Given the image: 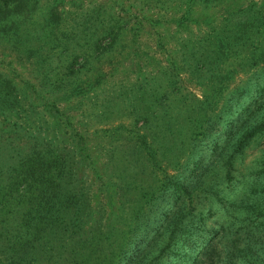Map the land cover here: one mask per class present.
<instances>
[{
  "label": "trees",
  "instance_id": "1",
  "mask_svg": "<svg viewBox=\"0 0 264 264\" xmlns=\"http://www.w3.org/2000/svg\"><path fill=\"white\" fill-rule=\"evenodd\" d=\"M159 1L172 12L155 20L170 37L157 30L161 57L127 46L133 79L101 89L108 122L90 139L39 91L87 93L77 65L117 44L127 19L114 9L87 5L63 32L57 61L30 85L40 108L0 81V264H264L253 230L264 227V188L224 224L238 208V154L264 135V109L241 118L264 103V0H144ZM25 7L0 0V22ZM43 18L59 20L58 7Z\"/></svg>",
  "mask_w": 264,
  "mask_h": 264
},
{
  "label": "rangeland",
  "instance_id": "2",
  "mask_svg": "<svg viewBox=\"0 0 264 264\" xmlns=\"http://www.w3.org/2000/svg\"><path fill=\"white\" fill-rule=\"evenodd\" d=\"M23 1L26 3L24 9L16 11L0 22V81L6 78L10 80L12 86L16 85V91L19 94L18 102L23 107H28L31 103L38 108L42 106V99L38 98L34 100L30 85H32L31 83H36V76L41 77L44 71L53 62L57 61L58 54L61 51V47L58 45L60 38H62L63 32L70 30L71 26H74L75 17L83 7L91 4H101L114 9V11L127 19L123 28L124 32L119 36L120 38L118 37L117 44L111 48L112 51H108L100 60L98 56H94L91 64L86 62L77 65L78 72L74 78L82 83V87L89 88L86 94L77 95L76 93H72L69 95V91L49 93V90H45L44 88L39 91L47 98L46 101L48 99L50 101L56 100L59 107L65 109V112L70 115V120L67 123L71 121L80 133L81 131L84 132L90 139L94 129H102V127L107 126L108 122L107 119L102 121L103 118L99 113L101 109L99 102L103 99L104 95L101 89L110 87L113 81L123 78L126 73H129V75H127L125 80L133 79L135 64L131 62V58L120 59L125 55L127 46L131 42H134L138 47V54L142 55L140 51L142 49L143 55L161 57L156 45L157 37L159 33L164 35L159 36V40L161 41L170 39V37L166 33L167 30H162L155 20L159 17H169L172 12L170 10L166 11V8H169L170 5L164 9L160 7V1L156 2V4L147 5L144 0ZM54 7H58L60 19L57 21L48 20L44 23L45 18L43 17L45 15L49 16L50 10ZM165 23L163 22L162 25ZM159 29L160 32L158 33L157 30ZM167 44H171L170 41ZM138 63L141 64V60ZM249 70L255 72L256 75L259 72V67L253 66ZM234 74H237L236 79H238L248 73L236 71ZM259 74L264 79L262 71ZM97 76H100L102 80V87L100 85L94 87V89H90L92 86H90V83ZM186 86L198 92V89L187 79ZM35 87L38 88L39 86ZM263 99L264 96L260 101ZM245 104V101H242L239 107H243ZM258 104L256 103L251 108H254ZM260 105L264 107V103H260ZM258 107L255 109V116L248 115V110H246L242 113L241 118L247 119L250 123L255 121L259 117V112L264 109L261 107L258 110ZM240 109L236 108L233 116L238 115ZM228 116L227 114L223 116L224 118L220 124L221 127ZM2 117L0 115V119ZM4 121L6 122V120ZM67 129L66 126L65 128L60 127V130H63L61 133H68ZM220 131L217 130L216 132ZM99 134L102 135L103 133L100 131L97 133V136ZM90 143H93V141L91 140ZM202 151H206V149L199 150V153H202ZM235 176L236 190L234 196L236 197H234V200L237 202L236 208H238L234 212V216H229L225 219L224 224L229 226H232V222L236 221V219L238 221L245 216L243 205L255 200V192L258 189L264 188V135L254 136L251 142L238 154ZM262 217L264 216H259V218ZM262 219L264 221V218ZM244 222L245 218L241 223ZM206 224L211 227L219 225L214 217L207 219ZM253 230L255 231L254 234L259 235L258 242H255L254 248L262 250L264 227L259 226Z\"/></svg>",
  "mask_w": 264,
  "mask_h": 264
}]
</instances>
